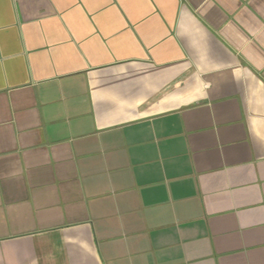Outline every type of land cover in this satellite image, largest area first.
<instances>
[{
    "label": "crops",
    "instance_id": "0c3cea01",
    "mask_svg": "<svg viewBox=\"0 0 264 264\" xmlns=\"http://www.w3.org/2000/svg\"><path fill=\"white\" fill-rule=\"evenodd\" d=\"M0 264H264V0H0Z\"/></svg>",
    "mask_w": 264,
    "mask_h": 264
}]
</instances>
